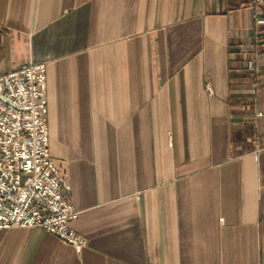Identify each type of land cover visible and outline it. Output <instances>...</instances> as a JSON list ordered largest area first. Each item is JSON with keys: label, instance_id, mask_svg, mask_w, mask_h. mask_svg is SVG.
Returning a JSON list of instances; mask_svg holds the SVG:
<instances>
[{"label": "crops", "instance_id": "obj_1", "mask_svg": "<svg viewBox=\"0 0 264 264\" xmlns=\"http://www.w3.org/2000/svg\"><path fill=\"white\" fill-rule=\"evenodd\" d=\"M29 61L87 243L0 228V264H264L262 0H0Z\"/></svg>", "mask_w": 264, "mask_h": 264}, {"label": "built area", "instance_id": "obj_2", "mask_svg": "<svg viewBox=\"0 0 264 264\" xmlns=\"http://www.w3.org/2000/svg\"><path fill=\"white\" fill-rule=\"evenodd\" d=\"M46 85L43 62L0 69V228L39 225L80 251L87 239L69 224L79 211L50 153Z\"/></svg>", "mask_w": 264, "mask_h": 264}, {"label": "water", "instance_id": "obj_3", "mask_svg": "<svg viewBox=\"0 0 264 264\" xmlns=\"http://www.w3.org/2000/svg\"><path fill=\"white\" fill-rule=\"evenodd\" d=\"M263 1V3H264V0H262Z\"/></svg>", "mask_w": 264, "mask_h": 264}]
</instances>
